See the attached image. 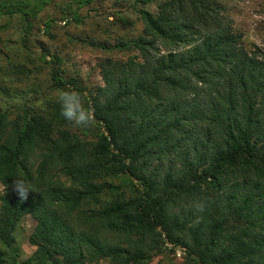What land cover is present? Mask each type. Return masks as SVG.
<instances>
[{
	"label": "trees",
	"instance_id": "obj_1",
	"mask_svg": "<svg viewBox=\"0 0 264 264\" xmlns=\"http://www.w3.org/2000/svg\"><path fill=\"white\" fill-rule=\"evenodd\" d=\"M152 1L138 0L142 33L112 45L134 53L97 63L101 85L38 55L52 87L94 109L93 125L71 130L57 96L37 91L21 114L0 111V264H145L166 244L192 264H264V51L238 44L216 0H158L155 13ZM8 71L17 82L37 69ZM15 178L35 190L26 200ZM26 215L41 258L19 259Z\"/></svg>",
	"mask_w": 264,
	"mask_h": 264
},
{
	"label": "rangeland",
	"instance_id": "obj_2",
	"mask_svg": "<svg viewBox=\"0 0 264 264\" xmlns=\"http://www.w3.org/2000/svg\"><path fill=\"white\" fill-rule=\"evenodd\" d=\"M4 1V9L8 7L15 10L17 4L20 7L10 14H4L0 6V111L7 112L10 117L21 114V105L29 103L33 97H56L62 90L52 87L50 68L41 61L38 56L40 53L47 60L50 59L49 54H57L63 74L78 77L83 85L92 89L102 84L97 67L102 58L124 60L134 53L113 48L114 42L118 39L129 40L142 33V22L137 12L142 4L138 0ZM39 1L44 3L29 15ZM216 1L230 19L231 29L239 38L238 44L246 51H264V0ZM158 2L155 0L143 7L155 13ZM27 25L29 30L25 34ZM102 44L109 48L102 49L99 46ZM157 46L165 52L160 44ZM17 68L37 71L25 80L8 82L6 78L12 77L8 70ZM2 72L7 75L4 76ZM34 91H37L35 96ZM75 127L73 125L71 130L77 131ZM97 130L92 127L82 137L93 139ZM2 192L3 186L0 184V194ZM33 225L34 220L26 215L14 231L19 259L29 255L42 257L41 249L27 242ZM169 246L161 245L160 252L145 264H192L182 250L170 251ZM0 248L5 250L4 246L0 245Z\"/></svg>",
	"mask_w": 264,
	"mask_h": 264
},
{
	"label": "clouds",
	"instance_id": "obj_3",
	"mask_svg": "<svg viewBox=\"0 0 264 264\" xmlns=\"http://www.w3.org/2000/svg\"><path fill=\"white\" fill-rule=\"evenodd\" d=\"M56 100L60 105L61 115L71 124L77 127H89L95 123L94 109L85 107L82 95L78 91L60 90ZM12 190L22 201L28 198L29 192L35 191L23 178L13 179ZM194 207L197 211L203 212L205 205L197 203Z\"/></svg>",
	"mask_w": 264,
	"mask_h": 264
}]
</instances>
